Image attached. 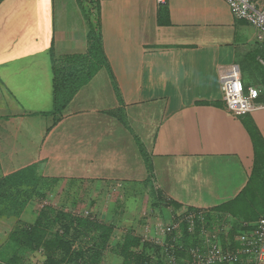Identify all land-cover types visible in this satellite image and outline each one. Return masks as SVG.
Instances as JSON below:
<instances>
[{
    "label": "crops",
    "instance_id": "0c3cea01",
    "mask_svg": "<svg viewBox=\"0 0 264 264\" xmlns=\"http://www.w3.org/2000/svg\"><path fill=\"white\" fill-rule=\"evenodd\" d=\"M91 31L107 67L76 92L67 121L123 107L147 128L157 188L180 206L170 209L214 212L235 201L264 150V108L231 114L220 74L238 65L264 104L263 83L246 72L264 68V46L223 0H0V102L12 111L11 122H0L1 173L43 159L55 62L87 55ZM224 217L229 228L239 221ZM22 221L0 216V264L22 250L12 239Z\"/></svg>",
    "mask_w": 264,
    "mask_h": 264
},
{
    "label": "rangeland",
    "instance_id": "374dc122",
    "mask_svg": "<svg viewBox=\"0 0 264 264\" xmlns=\"http://www.w3.org/2000/svg\"><path fill=\"white\" fill-rule=\"evenodd\" d=\"M90 59L85 56L76 62L56 61L58 78L65 80L72 92L89 83L95 75L97 64L91 65ZM242 71L243 76L247 75ZM246 72L259 85L263 83L260 87L264 89L263 67H253ZM69 96L67 94V98ZM11 112L6 103L0 102V122H11ZM45 116L50 117L49 124L38 145L43 147L41 151L46 157L14 173L20 174L18 179L0 185V212L13 215L16 207L23 204L21 216L25 228L34 224L38 211L44 206L95 219L110 227L112 236L108 250L98 248L93 264H150L141 255L142 245L137 246L135 241L144 235L147 227L154 232L161 223L167 222L171 211L157 188L150 143L145 138L147 128L131 119L123 107L74 117L71 121H67L69 117L64 113ZM4 129L7 133L11 131ZM8 176H4L0 168V181ZM31 185L36 187L34 193H31ZM236 207L238 222L247 223L249 231L264 215V150L261 146L257 150L253 175L237 198ZM240 229V225L236 229L232 227V232L221 239L223 244L238 247L235 238ZM22 243L17 244L22 250L9 261L1 262L40 263L42 259ZM76 245L87 246L82 237L76 240ZM182 264H189L187 256L182 257Z\"/></svg>",
    "mask_w": 264,
    "mask_h": 264
},
{
    "label": "trees",
    "instance_id": "16d2710c",
    "mask_svg": "<svg viewBox=\"0 0 264 264\" xmlns=\"http://www.w3.org/2000/svg\"><path fill=\"white\" fill-rule=\"evenodd\" d=\"M85 56L91 58V61H89L91 65L93 62L97 64L96 72L103 67H107V59L102 48L101 38L96 31H91L89 34V51ZM85 56L72 61L76 62L83 57L85 58ZM54 83L55 107L51 114L60 115L81 87L74 88L75 90L72 92L70 87L66 86L65 80L58 78L56 62ZM67 94H70L69 98H67ZM19 176L20 174L8 176L0 181V185L18 179ZM31 187V193H34L36 187L32 185ZM236 200L215 209L214 212L207 211L206 227L212 231H219L222 226H228L229 224L225 221L224 214H231L232 216L239 218V209L236 207ZM171 204L176 209L180 207L174 203ZM23 209V204L16 207L13 216L20 217L23 213ZM0 216L9 215L0 212ZM244 223L245 222H237L234 224L235 226H232L236 229L240 225L241 232L239 231L238 235L244 231H249V228L243 226ZM232 227H228L226 234L220 235V243L225 248H236L235 245L225 246L221 240L223 236L232 232ZM19 235L26 236L18 238ZM182 235L183 238L181 243L185 248H191L198 245L201 241L200 225L195 234L188 233L187 227L184 225L182 227ZM111 236L112 229L105 226L102 222L92 218H85L77 214L68 213L52 206H44L38 211L34 224L25 228L21 223L15 230L12 239L19 245L24 242L25 246L30 247L32 251L40 256L42 264H93L92 259L95 256L96 251H98V248L105 250L109 249ZM79 237H82L84 241H86L87 246L76 245V240ZM135 244L137 246L140 244L142 245L141 255L147 262L151 263V260L153 259L156 264H164L162 250L158 246L152 243H143L141 237L139 240L135 241ZM179 256L181 258V263L182 257L187 256V261L190 264V258L187 253L183 252Z\"/></svg>",
    "mask_w": 264,
    "mask_h": 264
},
{
    "label": "built area",
    "instance_id": "2783aa9c",
    "mask_svg": "<svg viewBox=\"0 0 264 264\" xmlns=\"http://www.w3.org/2000/svg\"><path fill=\"white\" fill-rule=\"evenodd\" d=\"M223 1L228 4L236 19L256 29L257 41L264 46V0ZM157 2L159 5H167V0ZM260 63L264 66V58L260 59ZM220 83L224 101L234 116L241 117L264 108V104L258 103L263 91L257 87L245 86L238 65L224 70L220 74ZM171 203L170 200H165L169 209ZM170 211V220L161 223L154 232L147 227L141 236L143 243H152L162 250L164 264H182L179 255L183 252L188 254L190 264H264V216L253 230L242 232L236 237L238 247L225 248L220 243V235L226 234L228 226H222L219 231L209 230L206 227V210L187 208L181 212L172 208ZM184 225L190 234H195L200 225L201 241L198 245L185 248L181 243ZM243 226L248 228L249 225L244 223Z\"/></svg>",
    "mask_w": 264,
    "mask_h": 264
}]
</instances>
